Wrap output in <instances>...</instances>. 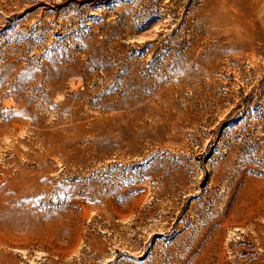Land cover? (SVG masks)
Returning <instances> with one entry per match:
<instances>
[{
  "label": "rangeland",
  "instance_id": "rangeland-1",
  "mask_svg": "<svg viewBox=\"0 0 264 264\" xmlns=\"http://www.w3.org/2000/svg\"><path fill=\"white\" fill-rule=\"evenodd\" d=\"M0 264H264V0H0Z\"/></svg>",
  "mask_w": 264,
  "mask_h": 264
}]
</instances>
